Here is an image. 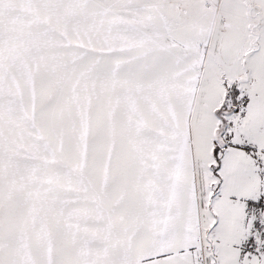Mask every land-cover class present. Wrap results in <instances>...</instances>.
<instances>
[{"label": "snow or ice", "instance_id": "1", "mask_svg": "<svg viewBox=\"0 0 264 264\" xmlns=\"http://www.w3.org/2000/svg\"><path fill=\"white\" fill-rule=\"evenodd\" d=\"M0 264H264V0H0Z\"/></svg>", "mask_w": 264, "mask_h": 264}]
</instances>
